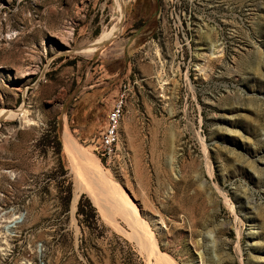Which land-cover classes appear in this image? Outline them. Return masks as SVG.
Segmentation results:
<instances>
[{
    "label": "rangeland",
    "instance_id": "374dc122",
    "mask_svg": "<svg viewBox=\"0 0 264 264\" xmlns=\"http://www.w3.org/2000/svg\"><path fill=\"white\" fill-rule=\"evenodd\" d=\"M2 111L0 264H157L108 204L72 209L63 120L171 264H264V0H0Z\"/></svg>",
    "mask_w": 264,
    "mask_h": 264
},
{
    "label": "bare ground",
    "instance_id": "6f19581e",
    "mask_svg": "<svg viewBox=\"0 0 264 264\" xmlns=\"http://www.w3.org/2000/svg\"><path fill=\"white\" fill-rule=\"evenodd\" d=\"M117 17V25L119 26H114L111 30L101 34L98 39V45H100V47L105 46L106 43L115 38L120 32V24L124 16L123 10L118 1ZM84 51L87 53L92 52L93 47L89 46L84 49ZM16 112L20 114L22 109H19ZM4 113L6 112L2 111L0 112V115ZM11 115L15 116L16 113H12ZM59 134L62 148L69 161L71 171L75 175V192L71 204L72 209L75 207L78 193L82 190H86L87 193L90 194L91 199H93V202H95V205L108 204L110 210L114 214L120 215L125 220V222L131 227L134 236L141 242L145 253L148 256L154 257L157 264H171L167 257L158 252L153 239H151L148 231L144 228L145 225L143 226V223L138 219L135 207L129 203L121 191L117 190V188L110 183L95 157L86 148L77 143L75 138L71 135L65 120L62 121ZM19 218L20 217H15L11 222L15 225L17 223L16 220ZM14 225H10L6 228H12Z\"/></svg>",
    "mask_w": 264,
    "mask_h": 264
},
{
    "label": "built area",
    "instance_id": "2783aa9c",
    "mask_svg": "<svg viewBox=\"0 0 264 264\" xmlns=\"http://www.w3.org/2000/svg\"><path fill=\"white\" fill-rule=\"evenodd\" d=\"M17 33L7 32L4 35L6 41H11ZM125 93H120L106 112L104 125L96 142V151L101 158H111L115 153V147L119 140V126L123 118L125 107ZM14 228H11L13 230ZM10 230V232H11ZM38 264H42L38 262Z\"/></svg>",
    "mask_w": 264,
    "mask_h": 264
},
{
    "label": "trees",
    "instance_id": "16d2710c",
    "mask_svg": "<svg viewBox=\"0 0 264 264\" xmlns=\"http://www.w3.org/2000/svg\"><path fill=\"white\" fill-rule=\"evenodd\" d=\"M59 153H60V150H59ZM78 212L79 213H82V209H81V206L80 205H78Z\"/></svg>",
    "mask_w": 264,
    "mask_h": 264
}]
</instances>
